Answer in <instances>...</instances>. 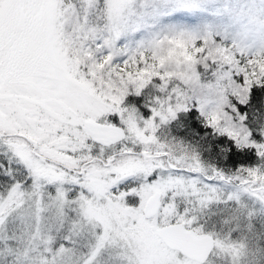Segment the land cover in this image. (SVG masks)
Here are the masks:
<instances>
[{"label":"snow or ice","instance_id":"6c2138e0","mask_svg":"<svg viewBox=\"0 0 264 264\" xmlns=\"http://www.w3.org/2000/svg\"><path fill=\"white\" fill-rule=\"evenodd\" d=\"M0 264H264V0H0Z\"/></svg>","mask_w":264,"mask_h":264}]
</instances>
